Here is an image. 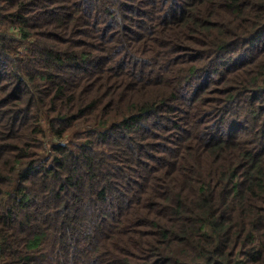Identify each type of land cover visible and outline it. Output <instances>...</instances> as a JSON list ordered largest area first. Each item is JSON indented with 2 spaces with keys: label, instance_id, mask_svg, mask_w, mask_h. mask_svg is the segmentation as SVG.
Listing matches in <instances>:
<instances>
[{
  "label": "trees",
  "instance_id": "obj_1",
  "mask_svg": "<svg viewBox=\"0 0 264 264\" xmlns=\"http://www.w3.org/2000/svg\"><path fill=\"white\" fill-rule=\"evenodd\" d=\"M0 264H264V0H0Z\"/></svg>",
  "mask_w": 264,
  "mask_h": 264
}]
</instances>
